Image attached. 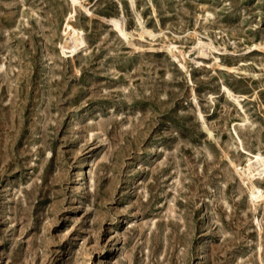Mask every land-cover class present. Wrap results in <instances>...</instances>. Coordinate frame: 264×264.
Returning <instances> with one entry per match:
<instances>
[{
  "label": "rangeland",
  "instance_id": "obj_1",
  "mask_svg": "<svg viewBox=\"0 0 264 264\" xmlns=\"http://www.w3.org/2000/svg\"><path fill=\"white\" fill-rule=\"evenodd\" d=\"M258 153L264 0H0V264H264Z\"/></svg>",
  "mask_w": 264,
  "mask_h": 264
},
{
  "label": "bare ground",
  "instance_id": "obj_2",
  "mask_svg": "<svg viewBox=\"0 0 264 264\" xmlns=\"http://www.w3.org/2000/svg\"><path fill=\"white\" fill-rule=\"evenodd\" d=\"M77 1L78 0H73L74 3H76ZM69 21H70V18L64 28V33L67 37L64 43H61L60 46L64 50L65 54L68 53V54L74 55L80 48L86 45V41L82 37L81 31L76 29L73 25H71ZM110 21L119 30V33H121L124 36L126 35L123 29L118 26L119 19L111 17ZM207 47L211 48V44L205 43L203 41H199L197 43V48H198L200 58L206 55L205 51ZM225 91L227 95L231 97L233 96V94L227 87H225ZM242 148L243 150H245L243 147V144H242ZM247 153L250 155L249 152ZM241 171L245 174L246 180H248L250 183V189L252 191L251 194L252 196H254L255 200H264V191L252 182L254 177L264 174V158H262L259 153L253 156L251 155L248 158V164L242 167Z\"/></svg>",
  "mask_w": 264,
  "mask_h": 264
}]
</instances>
